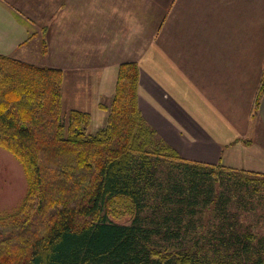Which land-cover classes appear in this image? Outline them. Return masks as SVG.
<instances>
[{
	"label": "trees",
	"instance_id": "1",
	"mask_svg": "<svg viewBox=\"0 0 264 264\" xmlns=\"http://www.w3.org/2000/svg\"><path fill=\"white\" fill-rule=\"evenodd\" d=\"M62 78L60 68L0 53V147L27 183L19 205L0 213V264H240L253 255L238 213L264 174L185 159L159 138L138 107L135 61L119 64L95 132L88 111L63 113Z\"/></svg>",
	"mask_w": 264,
	"mask_h": 264
},
{
	"label": "crops",
	"instance_id": "2",
	"mask_svg": "<svg viewBox=\"0 0 264 264\" xmlns=\"http://www.w3.org/2000/svg\"><path fill=\"white\" fill-rule=\"evenodd\" d=\"M0 53L60 68L63 113L88 111L91 132L135 61L142 117L181 157L264 174V0H0ZM261 188L239 222H264Z\"/></svg>",
	"mask_w": 264,
	"mask_h": 264
},
{
	"label": "rangeland",
	"instance_id": "3",
	"mask_svg": "<svg viewBox=\"0 0 264 264\" xmlns=\"http://www.w3.org/2000/svg\"><path fill=\"white\" fill-rule=\"evenodd\" d=\"M44 15H39V18L48 19L46 15V11L44 10ZM49 13V11L47 12ZM49 15V14H48ZM46 23V20H45ZM41 47L38 46V54H33V60L39 63L41 57ZM35 48H30L28 53H34ZM40 52V53H39ZM29 55V54H28ZM159 138H161L159 136ZM224 167V166H223ZM245 173V172H243ZM232 174H236L238 176L243 175L242 172L232 171ZM27 189L26 178L23 172V168L20 162L7 150L0 147V213H5L13 210L19 203L21 202L23 196L25 195ZM262 200H264V194H262ZM258 213L264 212V203L257 209ZM264 215V214H262ZM240 220H243V229L242 232L245 231L244 228L248 227L249 231L255 236H264V222L261 220L254 221V219L250 216L240 217ZM260 219V218H259ZM248 231V232H249ZM259 245V241L255 240V242ZM261 254H257V249H255V253L250 256V258L246 262H240V264H264V249L261 250ZM259 261V262H258ZM235 262V261H234Z\"/></svg>",
	"mask_w": 264,
	"mask_h": 264
}]
</instances>
